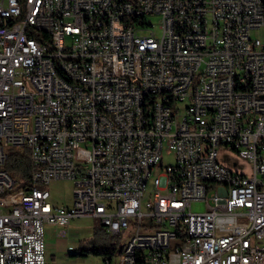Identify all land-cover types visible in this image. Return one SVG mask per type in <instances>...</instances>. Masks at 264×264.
Returning <instances> with one entry per match:
<instances>
[{
  "label": "built area",
  "instance_id": "1",
  "mask_svg": "<svg viewBox=\"0 0 264 264\" xmlns=\"http://www.w3.org/2000/svg\"><path fill=\"white\" fill-rule=\"evenodd\" d=\"M262 34L263 0H0V264L46 260V223L78 216L128 236L115 264H264ZM10 145L33 185L13 189ZM60 179L71 203L50 198Z\"/></svg>",
  "mask_w": 264,
  "mask_h": 264
},
{
  "label": "rangeland",
  "instance_id": "2",
  "mask_svg": "<svg viewBox=\"0 0 264 264\" xmlns=\"http://www.w3.org/2000/svg\"><path fill=\"white\" fill-rule=\"evenodd\" d=\"M151 21L153 22L152 29L156 33H160L159 27V15H150ZM253 35H258V30H253ZM261 37H264L262 34ZM218 160L224 165L230 167L234 171L243 172L250 174L252 172L251 161L239 154L236 150L227 148L225 146L218 147ZM175 161L173 152L167 151V144L164 145L162 158L155 166L153 175L159 173L162 168L168 164H172ZM51 191V200L58 204L71 203L73 197L74 183L72 180L60 179L53 180L46 185ZM152 188V179L147 183L144 189L141 209L144 213L151 210L152 196L150 189ZM193 210H204L205 203L202 201L193 202L191 205ZM101 224L99 217L96 216H78L70 220L68 224H55L45 225L46 227V239H51L52 242L57 243L59 238L65 240L66 245L60 247L56 245H47V259L46 264H105V255L96 254L93 252H86V254H73L75 252H81L80 246L91 247L94 243H113L117 242V248L111 255L112 260L109 264H115L120 257V252L124 249L128 236L112 235L113 233L106 234L105 231H101L99 234H95V230ZM143 224L151 227L155 224L154 218L149 214L144 215ZM104 227V226H103ZM50 229V231H49ZM144 230V228H142ZM49 233V234H48ZM49 235V236H47ZM122 246V247H121ZM122 248V249H120Z\"/></svg>",
  "mask_w": 264,
  "mask_h": 264
},
{
  "label": "trees",
  "instance_id": "3",
  "mask_svg": "<svg viewBox=\"0 0 264 264\" xmlns=\"http://www.w3.org/2000/svg\"><path fill=\"white\" fill-rule=\"evenodd\" d=\"M5 167L16 180V183L13 186L14 190L34 184L32 179L33 166L31 163L30 151L26 146H8ZM103 230L105 231V227H103V224L101 223L95 230V234H99ZM105 233L108 234L106 231ZM112 235L120 236L121 234L118 233ZM116 248L117 242L102 244L94 243L91 247L80 246L81 252L77 251L73 254H86V252H93L96 254H103L105 255V258H109L115 252Z\"/></svg>",
  "mask_w": 264,
  "mask_h": 264
},
{
  "label": "bare ground",
  "instance_id": "4",
  "mask_svg": "<svg viewBox=\"0 0 264 264\" xmlns=\"http://www.w3.org/2000/svg\"><path fill=\"white\" fill-rule=\"evenodd\" d=\"M135 19H142V11H135ZM256 78H264V70H255ZM109 104L112 108H119L118 96H109ZM202 189V181H195L194 190ZM124 249H128V242H126ZM31 264H46V260H36Z\"/></svg>",
  "mask_w": 264,
  "mask_h": 264
},
{
  "label": "crops",
  "instance_id": "5",
  "mask_svg": "<svg viewBox=\"0 0 264 264\" xmlns=\"http://www.w3.org/2000/svg\"><path fill=\"white\" fill-rule=\"evenodd\" d=\"M66 204H68V203H66ZM47 225H55V224H52V223H46ZM46 227V226H45ZM49 231H50V229H49ZM49 234V233H48ZM47 236H49V235H47ZM46 242H47V245L48 246H54V245H56L57 244V246H62V247H64L65 245H66V242H65V240L64 239H62V238H59L58 239V241H57V243H55V242H52L51 241V239L50 238H48L47 237V239H46Z\"/></svg>",
  "mask_w": 264,
  "mask_h": 264
}]
</instances>
